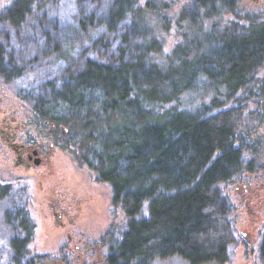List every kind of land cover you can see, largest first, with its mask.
Segmentation results:
<instances>
[{"label": "trees", "instance_id": "trees-1", "mask_svg": "<svg viewBox=\"0 0 264 264\" xmlns=\"http://www.w3.org/2000/svg\"><path fill=\"white\" fill-rule=\"evenodd\" d=\"M235 2L193 0L172 16L137 0H14L0 9V77L16 82L36 118L68 129L65 144L111 185L128 218L113 264L230 259L234 205L221 185L255 171L244 130L254 112L264 118V22L222 27L217 17ZM253 82L251 104L237 95ZM188 94L209 104L194 113L172 105ZM10 193L0 185V202ZM5 216L19 263L35 224L21 205Z\"/></svg>", "mask_w": 264, "mask_h": 264}, {"label": "rangeland", "instance_id": "rangeland-1", "mask_svg": "<svg viewBox=\"0 0 264 264\" xmlns=\"http://www.w3.org/2000/svg\"><path fill=\"white\" fill-rule=\"evenodd\" d=\"M14 0H0V9L11 5ZM139 5L144 6L148 1L165 6L166 14L176 15L183 6L193 0H137ZM64 16L70 17L72 9L70 5L64 6ZM220 25L224 28L230 25H240L248 27L253 23L264 22V2L262 0H236L233 10L224 11L217 17ZM205 24V23H204ZM206 25V24H205ZM208 30L211 26L207 25ZM178 41V36H168L166 40L165 52L169 53ZM86 47L88 45H85ZM84 46V48H85ZM84 48H79L82 54ZM78 61L82 56H77ZM51 75V74H50ZM55 71L52 70V76ZM264 78V68L260 69L257 79ZM14 81H5L0 77V87L4 89L5 101L3 105L12 107L18 111L17 117L24 118L25 112L28 117L34 120L36 113L32 105L16 95L13 85ZM16 87V86H15ZM257 82H253L248 88L238 94V98H250L251 104L256 101L252 96L257 91ZM210 97H202L201 94L193 96L188 94L180 101L174 103L179 109L189 112H197L203 105L209 104ZM233 103V102H231ZM32 110L29 112L28 107ZM255 106V104L253 105ZM258 112L252 114L251 120L245 127V134L251 135L245 143L244 152L249 159L255 161V171L245 173L233 178L221 185L225 195L234 205L232 220L235 227L236 241L230 248V259L223 264H260L259 252L260 243L264 233V124L263 119H259ZM32 134H35L32 131ZM66 145V144H65ZM74 146V145H73ZM72 145H66L62 150H54L50 155L46 176L31 177L25 182L27 190L25 194L16 193L8 199L0 202V264H13V250L11 240L15 236L14 224L10 223V218L5 216V212L12 208V205L26 207L28 215L34 221L35 229L30 243L29 251L32 255L46 249L57 234L56 223L48 204L47 191L53 190L58 194L65 207L73 214H86L87 206L95 211L96 216L114 215L115 222L123 224V231L127 229L128 218L121 206L114 205L112 201L113 191L108 182L99 181L97 174L88 165H82L77 161ZM2 158V157H1ZM0 159V183H7L16 176L15 171L1 165ZM50 173V174H49ZM17 196V197H16ZM22 197V200L19 198ZM26 200V202H25ZM143 213L148 215V203L145 204ZM29 255V254H28ZM31 255V254H30ZM29 255V256H30ZM22 259V258H21ZM27 259V257H26ZM21 261V260H20ZM154 264H189L186 260L174 256L167 259L157 260Z\"/></svg>", "mask_w": 264, "mask_h": 264}, {"label": "flooded vegetation", "instance_id": "flooded-vegetation-1", "mask_svg": "<svg viewBox=\"0 0 264 264\" xmlns=\"http://www.w3.org/2000/svg\"><path fill=\"white\" fill-rule=\"evenodd\" d=\"M2 91L4 89L0 87V159L1 165L15 171L16 176L0 185L9 186L11 197H15L14 189L22 196L29 178L48 174L45 164L49 163L54 150L64 148L68 129L61 123L38 118L33 120L30 113L26 116V112L24 118L17 117L19 110L3 105L5 97ZM261 105L264 108V98ZM28 110L32 109L28 107ZM48 192V204L58 232L46 249L34 255L29 251L32 239L27 242L30 237H25L18 249L26 256L13 264H113L115 250L125 233L123 224L115 222L111 214L96 216L89 205L86 214H73L57 193L53 190Z\"/></svg>", "mask_w": 264, "mask_h": 264}]
</instances>
